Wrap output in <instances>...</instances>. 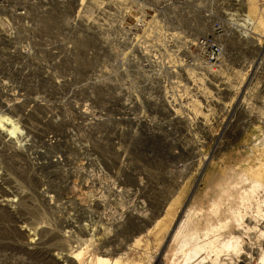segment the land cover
<instances>
[{"label":"rangeland","instance_id":"rangeland-1","mask_svg":"<svg viewBox=\"0 0 264 264\" xmlns=\"http://www.w3.org/2000/svg\"><path fill=\"white\" fill-rule=\"evenodd\" d=\"M233 3L225 0L224 13L243 14L242 19L225 30V56L209 72V83L202 72L191 71L190 105L103 104L86 83L43 71L40 58L15 68L17 60L4 57L0 86L14 96L17 117L26 114L31 133L29 163L16 165L13 179L10 170L5 176L13 195L0 190V197L16 200L14 215L0 206V264H93L97 257L121 264H182L180 236L172 238L182 219L190 215L184 235L196 234L194 244L203 246L202 233L212 226L218 227L219 240L231 235L237 210L247 218L257 209L264 213V0ZM256 20L263 24L253 32ZM158 89L137 91L148 98ZM110 110L163 113L160 123L166 113H189V118L176 121L182 131L169 135L159 127L154 138H132L129 124L120 136L113 125L109 131L118 145L101 151L99 138L89 137V122L96 121L80 118ZM14 151V158L22 159L23 153ZM0 165L3 169V159ZM171 171L184 175L176 189L168 178ZM119 186L127 204L122 216L113 213ZM260 223L264 226V218ZM209 260L202 264H214ZM236 260L230 252L218 262Z\"/></svg>","mask_w":264,"mask_h":264},{"label":"built area","instance_id":"built-area-1","mask_svg":"<svg viewBox=\"0 0 264 264\" xmlns=\"http://www.w3.org/2000/svg\"><path fill=\"white\" fill-rule=\"evenodd\" d=\"M233 1L229 0L230 5ZM224 4L225 0H0V72L7 63L4 57L15 58V68L28 67L32 58H40L43 71L63 72L70 81L86 83L96 102L190 105L191 71L202 72V79L209 83V72L225 56V30L242 19L243 14L231 9L224 13ZM81 44L86 48H80ZM5 86H0V160L5 163L3 169L0 165V190L9 197L13 192L5 186V176L10 170L13 179L15 166L29 163L31 129L25 113L17 117L15 98L2 90ZM149 87L162 90L148 98L137 91ZM171 88L177 93L170 94ZM111 110L80 118L96 121L89 122V137L99 138L101 151L118 145L109 131L113 125L120 136L129 124L132 138L140 134L154 138L160 134L159 127L169 135L182 131L176 121L189 118V113H166L160 123L163 113L111 114ZM233 112L228 108V113ZM118 140L128 143L123 137ZM16 148L23 153L22 159L14 158ZM168 178L176 189L184 175L171 171ZM116 193L119 203L113 213L122 216L127 206L125 189L119 186ZM14 203L15 199L0 197V206L11 215Z\"/></svg>","mask_w":264,"mask_h":264},{"label":"bare ground","instance_id":"bare-ground-1","mask_svg":"<svg viewBox=\"0 0 264 264\" xmlns=\"http://www.w3.org/2000/svg\"><path fill=\"white\" fill-rule=\"evenodd\" d=\"M256 21H253L252 28L251 26H249L252 31L257 29L256 24H263L261 20L257 22ZM189 216L182 219L178 223L175 231L172 234L173 239H176L175 237L180 236V238H178L180 239V241L178 240L179 247L180 249H182L181 252H183L182 255L184 256V261L182 264H189V262L195 264V259H200L197 264H202L209 259V261H212L214 264H219V256H221V254L227 255L230 252L234 253L237 256L235 264H252L253 261H256V264H264V251L261 254V248H264V226L260 223L261 220L264 218V213H262L260 210L257 209L253 216L248 215L249 218H247L245 214H242L238 210L237 212H234L232 217L234 218L236 226L231 232V235L227 236L222 240H219L220 235H218L219 232L217 234L218 227L216 228V225L215 227L212 226L211 229L207 228L208 230H205L202 233L205 235V239L207 240V242L203 244V246L198 245L197 243L194 244V242L199 238L196 236V234H193L190 239H188V237L184 235V230L186 226H188V222L190 219ZM222 228L225 229L224 226H221V229ZM245 238L249 240L248 244L244 242ZM137 241H139L138 237L134 240V243H137ZM215 243L217 245H215ZM186 247L187 249H184ZM244 249H246V253L244 252ZM202 253L205 254L204 257H202ZM212 257L214 258L212 259ZM93 264L121 263L119 261L109 263L108 260H106L105 258L103 259V257H97Z\"/></svg>","mask_w":264,"mask_h":264},{"label":"crops","instance_id":"crops-1","mask_svg":"<svg viewBox=\"0 0 264 264\" xmlns=\"http://www.w3.org/2000/svg\"><path fill=\"white\" fill-rule=\"evenodd\" d=\"M175 231V230H174ZM181 262H183V261H181Z\"/></svg>","mask_w":264,"mask_h":264}]
</instances>
